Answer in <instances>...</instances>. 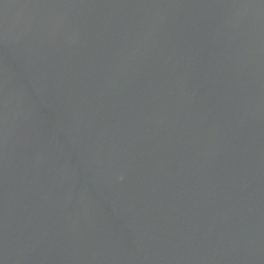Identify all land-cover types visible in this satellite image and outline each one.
<instances>
[{"label": "water", "instance_id": "water-1", "mask_svg": "<svg viewBox=\"0 0 264 264\" xmlns=\"http://www.w3.org/2000/svg\"><path fill=\"white\" fill-rule=\"evenodd\" d=\"M0 264H264V0H0Z\"/></svg>", "mask_w": 264, "mask_h": 264}]
</instances>
